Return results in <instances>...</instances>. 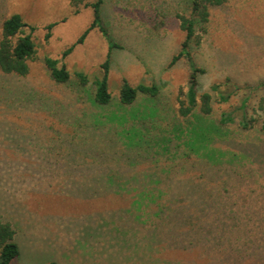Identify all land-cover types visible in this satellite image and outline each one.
<instances>
[{"label": "trees", "instance_id": "1", "mask_svg": "<svg viewBox=\"0 0 264 264\" xmlns=\"http://www.w3.org/2000/svg\"><path fill=\"white\" fill-rule=\"evenodd\" d=\"M227 2L175 0L171 10L156 7L149 11V29H158L173 16L184 34L179 52L169 64L184 59L190 65L186 100L177 105L161 101L155 85L132 87L125 79L117 96L111 95L108 74L112 54L124 46L114 38L105 12L102 16L105 0L87 5L92 9L91 25L61 55V59L67 57L97 28L108 43L99 73L90 77L77 71L71 75L59 66V60L46 57L43 63L54 90L18 87L20 98L32 109L58 118V124L65 125L67 132L85 129L96 136L105 135L102 147H98L99 163L141 172L128 175L131 179L125 187L117 184L115 170L107 176V187H76L71 191V196L80 199L87 195H116L122 199L117 217L109 222L100 217L98 230L102 231L103 225V232L107 230L111 235L109 239L128 238L131 251L126 252L136 263L241 264L250 250L258 255L264 249V98L251 107L248 102L255 87H240L230 79L212 85L210 92H200L198 77L204 70L196 67L192 56L206 33L211 11L223 8ZM53 26L47 25L46 29L50 31ZM35 31L17 14L2 19L0 77L19 79L29 74V62L36 54L32 39ZM243 91L247 95L239 105L215 113L214 102L229 104ZM73 137L65 139L71 150L67 159L79 163L82 153H73L77 152ZM103 149L111 150L110 155L104 156ZM50 156L45 160L52 167ZM246 183L250 185L244 186ZM34 185L36 188L37 183ZM24 189L18 187L17 195L26 196ZM256 190L261 193L256 199L259 210L244 214ZM15 237L12 222L0 220V264H11L19 257ZM168 252L172 260L166 258ZM261 261L259 256L258 263Z\"/></svg>", "mask_w": 264, "mask_h": 264}, {"label": "rangeland", "instance_id": "2", "mask_svg": "<svg viewBox=\"0 0 264 264\" xmlns=\"http://www.w3.org/2000/svg\"><path fill=\"white\" fill-rule=\"evenodd\" d=\"M94 1L0 0V24L3 18L17 14L36 28L32 36L36 54L29 62V74L19 79L0 77V220L12 222L20 251L11 264H143L130 260L132 257L126 252L131 251L128 238L109 239L107 230H98L100 217L109 222L120 213L121 198L71 196L76 187H107V176L115 170L117 184L128 186V175L140 171L99 163L98 147H102L105 135L96 136L85 129L67 132L65 125L58 124V118L32 109L17 92L21 85L40 91L54 90L43 63L46 57L59 60V66L63 65L71 75L77 71L90 77L99 73L108 43L97 28L61 59L62 53L91 25L93 14L87 5ZM174 1L105 0L102 16L105 12L114 38L124 46L111 58L108 87L113 97L125 79L132 87L155 85L163 102L177 105L186 100L190 65L184 59L169 65L184 38L177 20L170 16L155 30L146 23L151 9L171 10ZM50 24L54 26L48 31L46 26ZM192 56L196 67L204 70L198 77L200 92H210L212 85L230 79L240 87H255L248 103L256 107L264 98V0H228L223 8L211 11L206 33ZM244 93L239 92L229 104L214 102L215 113L239 105L247 95ZM72 135V143L77 147L73 153H82L79 163L67 159L71 150L65 139ZM102 151L104 156L111 153L107 149ZM49 155L52 167L45 160ZM79 159L80 155L76 160ZM18 187L25 188L26 196L17 195ZM51 192L54 194L48 196ZM260 197L256 190L244 214L258 212L256 199ZM171 254L166 253V258L172 260ZM259 256L262 261L258 263ZM241 264H264V249L258 255L250 250Z\"/></svg>", "mask_w": 264, "mask_h": 264}, {"label": "crops", "instance_id": "3", "mask_svg": "<svg viewBox=\"0 0 264 264\" xmlns=\"http://www.w3.org/2000/svg\"><path fill=\"white\" fill-rule=\"evenodd\" d=\"M101 232H103V231H101Z\"/></svg>", "mask_w": 264, "mask_h": 264}]
</instances>
